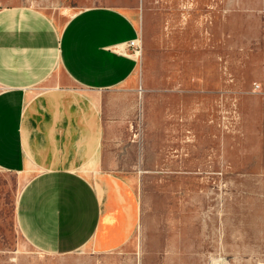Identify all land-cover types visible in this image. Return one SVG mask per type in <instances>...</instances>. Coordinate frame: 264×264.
<instances>
[{
  "label": "rangeland",
  "instance_id": "obj_1",
  "mask_svg": "<svg viewBox=\"0 0 264 264\" xmlns=\"http://www.w3.org/2000/svg\"><path fill=\"white\" fill-rule=\"evenodd\" d=\"M106 8L137 30L136 48H115L134 73L99 106L101 170L135 177L131 237L39 251L16 217L28 177L0 169V264H264V0H0L55 27V50L71 16ZM22 105L0 108V134Z\"/></svg>",
  "mask_w": 264,
  "mask_h": 264
},
{
  "label": "crops",
  "instance_id": "obj_2",
  "mask_svg": "<svg viewBox=\"0 0 264 264\" xmlns=\"http://www.w3.org/2000/svg\"><path fill=\"white\" fill-rule=\"evenodd\" d=\"M23 14L0 13V108L23 104L8 115L17 126L12 121L0 134V169L28 177L17 205L20 230L50 254L119 249L138 217L136 182L101 170L99 106L136 69L131 56L115 51L136 40V27L120 10H85L65 22L55 50L57 29ZM40 88L46 92L33 95ZM116 228L127 237L101 247Z\"/></svg>",
  "mask_w": 264,
  "mask_h": 264
},
{
  "label": "built area",
  "instance_id": "obj_3",
  "mask_svg": "<svg viewBox=\"0 0 264 264\" xmlns=\"http://www.w3.org/2000/svg\"><path fill=\"white\" fill-rule=\"evenodd\" d=\"M128 48H130V49H132V48H136L137 46L134 44V43H132V42H130L128 45Z\"/></svg>",
  "mask_w": 264,
  "mask_h": 264
},
{
  "label": "bare ground",
  "instance_id": "obj_4",
  "mask_svg": "<svg viewBox=\"0 0 264 264\" xmlns=\"http://www.w3.org/2000/svg\"><path fill=\"white\" fill-rule=\"evenodd\" d=\"M132 43H134V42H132ZM122 47H123V45L119 46L120 49H122Z\"/></svg>",
  "mask_w": 264,
  "mask_h": 264
}]
</instances>
